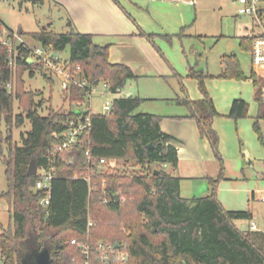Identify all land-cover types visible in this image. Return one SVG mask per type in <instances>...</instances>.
<instances>
[{
  "label": "trees",
  "instance_id": "trees-1",
  "mask_svg": "<svg viewBox=\"0 0 264 264\" xmlns=\"http://www.w3.org/2000/svg\"><path fill=\"white\" fill-rule=\"evenodd\" d=\"M17 30L23 36L50 46L59 57L69 51L68 60L73 67L81 65L91 88L97 80L104 81L110 92L117 93L125 88L129 79L137 77L128 65L111 63L109 46L94 43L92 34L78 32L70 21L65 32ZM141 34L150 39L155 37L143 31ZM178 35L182 37L184 33ZM164 37L172 39L171 35ZM254 37V31L242 36L241 48L251 52ZM27 56L26 50L19 52L16 84L10 92L6 88L12 79L8 50L0 43V118L8 127V154L0 150L8 181L2 198L12 206L9 228L0 232V264H22L23 258L34 248L49 249L51 264H84L81 249L72 243L74 238L88 241L93 247L100 241L125 244L130 253L126 264H264V229L253 231L246 225L243 230L242 224L237 223L253 220V212L227 210L218 198L224 161L219 150L220 138L213 127L218 112L205 83L212 75L190 68V75L198 79L204 98H183L190 114L179 117L196 120L201 136L208 139L220 160V173L217 178H210L208 195L193 198L181 195V178L168 170V166L177 167L178 151L170 142L172 136L161 129L162 116L136 112L144 99L123 96L113 99L110 114L93 115L88 139H83L69 154L75 157L73 164L59 159L50 203L44 206L40 200L45 192L32 189L38 175H28V168L32 162L38 170L49 166L46 150L55 141L54 132L64 129L63 121L69 112L50 107L47 115L39 113L43 100L37 102L38 93L25 88L24 74L28 71L34 76L36 73V65L29 63ZM222 62L224 67L219 78L253 80L259 104L254 129L264 144L259 123L264 119V77L254 66L247 74L236 53H225ZM46 78L53 87L55 80ZM87 92V88L73 86L71 100H83ZM15 100H19L26 116L15 114ZM248 111L249 103L236 99L229 117L237 120L246 117ZM26 117L32 128L26 135L22 134V144L18 145L12 140V131L14 127H21ZM88 149L95 159L108 161V169L93 177L97 187L92 194L87 180L74 178L86 168ZM119 161H124L122 168L118 166ZM130 162L132 168L127 167ZM104 191L110 199L108 203L103 202ZM89 217L95 223L88 229ZM90 264L101 263L93 254Z\"/></svg>",
  "mask_w": 264,
  "mask_h": 264
},
{
  "label": "crops",
  "instance_id": "crops-1",
  "mask_svg": "<svg viewBox=\"0 0 264 264\" xmlns=\"http://www.w3.org/2000/svg\"><path fill=\"white\" fill-rule=\"evenodd\" d=\"M23 1H37L34 4L50 3L56 6L65 21L66 31L69 29L70 21L72 27L78 32L92 34L94 43L109 46V61L128 65L137 76L136 81L141 79L168 81L178 72L168 48L171 46L177 48L178 45L177 53L182 52V57L186 53L184 49L186 38L175 36L168 40L164 37V35L179 34L181 32L178 30L179 27L184 25L178 23L175 25V29H170L166 24H159L153 20L154 15L160 17L166 15L177 16L182 4L191 5L182 0ZM20 29L24 31L22 27ZM142 31L147 34H154L155 37L150 39L141 34ZM196 43L202 45L205 42ZM225 53H232V51H226L222 56ZM223 67L224 65H222V70ZM244 71L247 74L250 73L245 69ZM183 72L185 76H191L189 65L184 66ZM220 73L211 75L218 76ZM188 80L194 86L198 85L194 93H189V97L192 100L203 99L204 95L198 82L194 79H184V82L187 83ZM205 83L218 112V115L213 119V127L220 138L219 150L224 161V176L220 179L217 187L218 198L227 210L252 211L250 199L255 198L257 193L251 191L249 187L241 185V176L243 175L242 167L247 159L251 162L253 159L261 161L262 165L264 162V145L258 142L254 130V123L259 112V104L255 98L256 86L252 79L207 78ZM124 92L122 90L119 96H125ZM127 94L129 95L126 96H135L129 90ZM146 98L156 99L158 97L147 95ZM236 99H244L247 102L248 99H255L256 109L252 111L250 116L235 120L229 117V113ZM154 114L162 116L161 129L172 136L170 142L177 148L178 165L176 168L168 166V170L173 175L181 178V190H183L184 183L188 182L192 185L193 192H195L192 197L208 195L211 189L210 178L218 177L221 163L208 139L201 136L196 120L189 117L179 118L189 115L190 112L181 115ZM259 123L264 135V119H261ZM233 166H235L234 170ZM186 185L189 186V184ZM238 190H242V196L237 195ZM260 192L264 193V188ZM243 224L245 223L243 222Z\"/></svg>",
  "mask_w": 264,
  "mask_h": 264
},
{
  "label": "rangeland",
  "instance_id": "rangeland-1",
  "mask_svg": "<svg viewBox=\"0 0 264 264\" xmlns=\"http://www.w3.org/2000/svg\"><path fill=\"white\" fill-rule=\"evenodd\" d=\"M116 1V0H115ZM182 13H184L182 15ZM238 6L232 0H198L197 5L182 4L177 13V16H155L153 20L159 24H166L168 28L175 29V25L182 23L185 27H179L178 30L184 33L183 37L171 35L172 38L177 36L179 38H186L184 41V49L186 55L182 52L177 53V48L171 46L168 52L175 62L177 67L176 72L168 81L156 79H141L136 81L135 78L128 80L125 88L123 89L124 95L127 91H131L135 96H140L144 100L136 109V112L148 113H163L168 115L186 114L190 112L189 107L183 101V98L189 96V93H194L198 88L188 80L187 83L184 79H194L199 81L193 76H185L183 70L184 66L189 65L196 71H202L206 75H217L222 70V54L226 51L236 53L240 58L241 64L246 71L252 68V57L250 51H245L240 46V38L246 34L252 33L255 23L252 16H237ZM182 15V16H179ZM169 17V18H168ZM0 20L11 29H20L22 27L26 33L40 31L43 29H51L56 32H65L66 24L61 17L59 9L50 4H34V2H27L23 0H0ZM245 26H250V30H246ZM177 30V32H178ZM180 32V33H181ZM189 33V34H187ZM29 42L35 43L34 40L25 36ZM200 40V41H199ZM196 42H205L198 45ZM69 56V51L61 55L63 58ZM256 71L259 75L264 76V64L258 66ZM35 75L31 76L27 71L24 74L25 88L33 90L38 93L36 101L43 100L42 106L39 107L41 115H47L50 107L54 109H69L70 104L64 97L62 87L58 82L52 87L44 76V74L37 70ZM212 78L222 79L218 76ZM139 83V84H138ZM16 84V83H15ZM252 86V85H251ZM92 108L96 114H103V105L107 99L113 100L114 95L108 91L104 81L95 84L92 87ZM147 95H156V99H147ZM121 97V96H119ZM89 101V99L87 100ZM249 111L248 115L256 109L255 99H248ZM81 107H85L83 104ZM79 107H75V111ZM15 114L26 112L20 106L19 100L14 102ZM249 118V117H248ZM32 128L30 119L25 118V122L21 127H14L12 131V140L14 143L22 144V134H27ZM255 130V129H254ZM257 134V133H256ZM8 135V127L3 118H0V150L4 154H8V142L6 137ZM258 142L261 143L257 135ZM261 145H264L261 143ZM244 163V162H243ZM124 161H119L118 166L123 167ZM242 165V162H241ZM240 165V167H241ZM128 168H132V162L127 164ZM235 166H233L234 170ZM243 175L241 181L244 187H249L251 191L257 193L255 198H251L250 205L254 213L255 221L261 228H264V201H261L259 196L264 194L260 191L264 188V167L262 162L255 159L245 161L243 165ZM6 165L3 160L0 161V232L3 229L9 228L11 223L12 206L10 203L2 198V193L8 189V181L5 175ZM41 170V169H40ZM186 184H189L187 186ZM190 183H184L183 190L180 189L181 195L186 198H193L195 192L191 188ZM261 189V190H259ZM242 190H238L237 195L242 196ZM239 225L243 222H237ZM245 226H249L250 222H244ZM246 228V227H245ZM38 249L34 248L31 253L27 254L23 261L26 260L31 254L36 255Z\"/></svg>",
  "mask_w": 264,
  "mask_h": 264
},
{
  "label": "built area",
  "instance_id": "built-area-1",
  "mask_svg": "<svg viewBox=\"0 0 264 264\" xmlns=\"http://www.w3.org/2000/svg\"><path fill=\"white\" fill-rule=\"evenodd\" d=\"M182 1L191 5H196L198 3V0ZM232 1L238 6L237 16H252L254 20L255 27L252 28V31H254L255 37L253 48L250 53L252 64L256 68L264 64V0ZM246 29L250 30V26H247ZM0 43L5 45L8 50V65L12 71V79L6 84V88L10 92L14 91L15 88L19 52L21 50H26L28 52V62L34 63L36 69L41 71L45 77L53 78L55 82L60 84L63 92L67 93L65 99L69 102L70 107L67 109L69 115L63 121L64 129L60 132H54L53 137L55 141L46 150L49 166L45 169H37L36 174L38 177L32 187L35 191L42 190L45 192V196L40 200V204L47 206L51 199L52 180L57 176V163L59 159L65 160L68 164H73L75 162V157L69 154L77 148L83 139H88L90 135L92 117L96 114L93 112L91 102L93 89L90 87L81 65L73 67L68 58L59 57L58 52H55L50 46L38 42H29L18 30L11 29L1 21ZM56 53L57 55H55ZM73 86L88 89L83 100H71ZM106 87L108 88L107 84ZM120 92L110 93L115 97H119ZM88 99L89 101H87ZM83 104H85V107H81ZM112 106L113 100L107 99L103 105V114H110ZM75 107H79V110L75 111ZM85 156L87 159L86 168L83 172L76 173L74 178L87 180L89 182V193L92 194L97 187V184L93 182V177L95 173H100L108 169V161L105 158H100L99 160L95 159L91 155L90 149L86 150ZM103 182L104 184L106 183L105 180ZM104 195L103 202L108 203L110 199L106 191H104ZM259 198L261 201H264V194H261ZM94 223V219L89 217L88 229L93 226ZM249 228L253 231L263 230L254 219L250 221ZM72 243L81 249L84 264H90L93 254L101 264H126L129 260L130 253L125 244L117 246L114 243L100 241L93 247L88 241L83 242L76 238L72 239Z\"/></svg>",
  "mask_w": 264,
  "mask_h": 264
},
{
  "label": "water",
  "instance_id": "water-1",
  "mask_svg": "<svg viewBox=\"0 0 264 264\" xmlns=\"http://www.w3.org/2000/svg\"><path fill=\"white\" fill-rule=\"evenodd\" d=\"M57 55V53L55 54ZM99 81L97 80L95 84H98ZM150 147L153 146V144H149ZM37 172V166L35 162H32L28 168V175H35ZM116 198H119L117 195ZM242 229H245V224L242 225ZM117 246L120 245V243H116ZM22 264H51V254L49 249L44 248L42 250H38L36 255H30L26 260L23 261ZM184 264H186L184 262Z\"/></svg>",
  "mask_w": 264,
  "mask_h": 264
}]
</instances>
